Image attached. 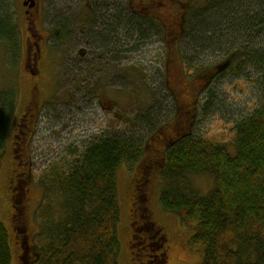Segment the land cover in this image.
I'll use <instances>...</instances> for the list:
<instances>
[{"label": "rangeland", "instance_id": "1", "mask_svg": "<svg viewBox=\"0 0 264 264\" xmlns=\"http://www.w3.org/2000/svg\"><path fill=\"white\" fill-rule=\"evenodd\" d=\"M181 1L182 5L176 0L178 7L190 11L207 2ZM187 18L188 15L179 43L170 44L162 37L144 44L135 43V37L127 42L126 53L115 55L107 62L98 58L94 60L90 51L86 57H80V50L86 46L89 48L90 30V26L81 23L76 26L75 40L71 44H64L63 49L55 48L56 52L53 50L52 63L46 66L42 80V106L25 151L28 167L12 166L9 149L0 161V221L8 230L11 264H19L17 256L20 253L14 244L11 204L6 187L11 169L21 175L22 186L24 181H29L32 200L29 201L30 221L26 234L29 246H34L37 251L36 241L41 230L38 212L43 199L39 185L42 173L54 164H65L73 154H81L96 138L111 133L136 136L145 144L143 159L134 166L122 165L117 174L121 209L119 263L138 264L136 260L132 261L131 250L141 248V242H145L144 246L152 251L154 264H165L161 257L163 251H158V241L146 240L155 235V229L135 223L136 213L130 216L133 185L144 172L142 165H147V161L153 158L155 148L160 157L164 155L167 143L159 142L161 136L176 140L185 132L196 137H223L225 147L235 153L232 128L264 103V92L253 80L256 72L251 70L236 75L229 70L231 65L225 64L226 51L234 41L230 44L231 39L224 41L219 37L210 42L208 39L194 41L196 36L191 33L192 23ZM258 39L253 46L264 48V35ZM240 43L232 46L239 47ZM57 49L61 52L58 53ZM60 59L64 60L60 63ZM22 61L14 43L0 41V91L15 90L18 98L6 149L11 146L13 123L31 87L22 69ZM157 129L161 130V135H154ZM191 182L203 194L211 191L214 185L209 175L195 176ZM161 188V178L154 174L149 186V205L154 219L165 225L169 232L167 264H200L203 254L190 247L193 230L162 208ZM132 222L141 233L131 249Z\"/></svg>", "mask_w": 264, "mask_h": 264}, {"label": "trees", "instance_id": "2", "mask_svg": "<svg viewBox=\"0 0 264 264\" xmlns=\"http://www.w3.org/2000/svg\"><path fill=\"white\" fill-rule=\"evenodd\" d=\"M187 19L194 41L219 37L234 41L231 46L241 42L229 46L225 64L236 75L256 72L253 80L264 92V48L253 46L264 35V0H207ZM141 29L128 24L129 32L144 33ZM141 33L135 34L137 40ZM3 40L18 50V28L0 22ZM17 99L15 90L0 91V161ZM232 133L235 153L225 147L223 137L185 132L167 143L162 158H155L158 168L150 165L162 181V208L193 230L190 247L203 254L200 264H264V103ZM144 154L145 144L136 136L105 134L65 164L42 173L35 264H120L117 174L124 164H138ZM200 175L213 179L208 193H200L191 182ZM11 258L8 230L0 221V264H11Z\"/></svg>", "mask_w": 264, "mask_h": 264}, {"label": "flooded vegetation", "instance_id": "3", "mask_svg": "<svg viewBox=\"0 0 264 264\" xmlns=\"http://www.w3.org/2000/svg\"><path fill=\"white\" fill-rule=\"evenodd\" d=\"M177 2L183 4L181 0ZM179 4H176V0H0V22L7 27L18 28L20 43L17 51L23 59L22 69L31 83L27 100L12 126L13 141L10 143L11 146L4 148L2 156L9 149L12 166L28 165L25 151L28 150V141L33 134L42 106L40 99L43 94L42 80L45 78V68L52 63L51 55L53 50L56 52L55 48L63 49L64 44H71L75 40L76 26L80 23L90 26L89 48L86 46V49H81L80 57H86L87 51H90L94 60L98 58L107 62L115 55L121 56L126 53L127 42L133 41L135 34L141 33L129 32L128 24H138L144 31L141 33L142 39L134 40L135 43L144 44L157 37H162L170 44L179 43L185 28V17L190 12L189 8H179ZM57 50L58 53L61 52L60 49ZM62 60L64 59H60V63ZM59 67L58 73L61 70V66ZM12 117L5 131L6 140L9 137L8 130ZM161 137L159 142L172 141L171 138ZM153 152H155L153 158L147 163L149 171L143 169L144 172L133 185L134 194L130 199L133 208L130 209V216L136 213L135 223L143 228L149 225L150 229H155V235L148 236L146 240L158 241V251H163L161 257L167 264L170 253L169 232L165 225L154 219L153 209L149 205V186L155 173L150 171V165L155 163L158 168V161L155 158L160 156L157 148ZM10 174L6 187L11 204L14 244L20 251L17 260L19 264H35L38 253L34 251V246H29V236L26 234L30 221L29 201L32 200L29 196V181H24L22 186L21 175L17 174L15 169H11ZM135 223L130 224L133 231L129 241L131 249L134 248V241L141 233L140 228L136 229ZM144 244L145 242H141L143 246L136 249L138 253L131 250L134 255L132 261L136 260L138 264H154L150 253L152 251Z\"/></svg>", "mask_w": 264, "mask_h": 264}]
</instances>
